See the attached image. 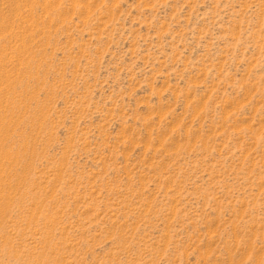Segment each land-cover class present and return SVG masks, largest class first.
Segmentation results:
<instances>
[{
  "label": "rangeland",
  "instance_id": "374dc122",
  "mask_svg": "<svg viewBox=\"0 0 264 264\" xmlns=\"http://www.w3.org/2000/svg\"><path fill=\"white\" fill-rule=\"evenodd\" d=\"M0 264H264V0H0Z\"/></svg>",
  "mask_w": 264,
  "mask_h": 264
}]
</instances>
